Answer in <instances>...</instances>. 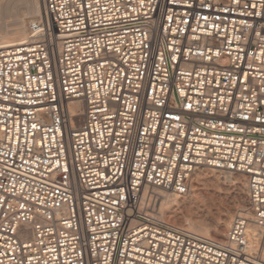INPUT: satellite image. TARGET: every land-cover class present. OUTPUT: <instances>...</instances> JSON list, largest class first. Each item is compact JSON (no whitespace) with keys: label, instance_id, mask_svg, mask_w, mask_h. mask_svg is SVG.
<instances>
[{"label":"built area","instance_id":"2783aa9c","mask_svg":"<svg viewBox=\"0 0 264 264\" xmlns=\"http://www.w3.org/2000/svg\"><path fill=\"white\" fill-rule=\"evenodd\" d=\"M42 2L0 43V264H264V0ZM202 168L246 178L223 238L139 205Z\"/></svg>","mask_w":264,"mask_h":264},{"label":"rangeland","instance_id":"374dc122","mask_svg":"<svg viewBox=\"0 0 264 264\" xmlns=\"http://www.w3.org/2000/svg\"><path fill=\"white\" fill-rule=\"evenodd\" d=\"M16 10L19 11L20 16L15 18L13 28L8 33L1 34L0 32V41L27 37L33 31V24L41 19V0H20ZM198 174L209 178L202 183L197 182L195 176ZM223 176V173L208 168L195 171L191 177L188 190L184 194L177 195L178 197H175L171 201V206L175 210L176 216L169 217L167 214H164L163 218L184 225H186L188 219L196 220L209 229V236L223 238L230 224L225 227L224 233L220 236L212 234L213 226L221 223L223 219H227L231 223L236 214L241 210L247 209L246 190L243 187L244 177L232 174V176H237L240 179L239 185L238 183L224 182ZM155 208L157 209V206ZM258 253L261 256V247L258 249Z\"/></svg>","mask_w":264,"mask_h":264},{"label":"bare ground","instance_id":"6f19581e","mask_svg":"<svg viewBox=\"0 0 264 264\" xmlns=\"http://www.w3.org/2000/svg\"><path fill=\"white\" fill-rule=\"evenodd\" d=\"M19 1L20 0H2L1 1V3H0V32H1V34L2 33H8L13 28L15 18L17 16H20L19 11L16 10V7H17V4ZM41 5H42V15H43V2H42V0H41ZM41 18H42V16H41ZM21 23H22V21H21ZM12 34H13V32H12ZM6 37H7V35H6ZM28 37H29V34L27 35V37H23V38L9 39V40L4 39L5 41H0V43L20 41V40L27 39ZM69 110L72 114L76 115L78 119H80L82 111H83V105L79 101H74V102L70 103ZM220 173H223V175H224L223 176L224 182L238 183L240 185V182H239L240 179L237 176L234 177L229 172H220ZM241 176H243V175H241ZM208 178L209 177L202 176L200 174L195 176V180L197 182H200V183H202L204 180H206ZM231 183H229V184H231ZM243 183H244L243 187L245 188V190H247V183H246L245 177H244ZM175 197H178L177 194L170 192L168 190H165L163 188L145 187L143 190L139 205L142 206L145 201H148V205H149L150 209L155 213V215L157 217L163 218L164 214H167L169 217H171V216L175 217L176 216L175 210L171 206V201ZM155 206H157V209L155 208ZM245 211H247V209ZM228 220H230V219H228ZM228 224H231V223H229L227 221V219H223L221 221V223L213 226L212 234L214 236L222 235L225 231V227ZM186 226L193 231H196V232H199L201 234L208 235V236L210 235L209 229L204 224H202L201 222H198L196 220L188 219L186 222ZM229 227H230V225H229ZM250 232H251V234H250L251 235L250 236L251 249L258 250L261 247V249H262L261 258L264 260V231L260 230L256 225L251 223Z\"/></svg>","mask_w":264,"mask_h":264}]
</instances>
